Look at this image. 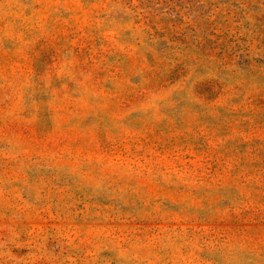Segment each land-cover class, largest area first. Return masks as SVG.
I'll list each match as a JSON object with an SVG mask.
<instances>
[{"label":"rangeland","instance_id":"rangeland-1","mask_svg":"<svg viewBox=\"0 0 264 264\" xmlns=\"http://www.w3.org/2000/svg\"><path fill=\"white\" fill-rule=\"evenodd\" d=\"M0 264H264V0H0Z\"/></svg>","mask_w":264,"mask_h":264}]
</instances>
